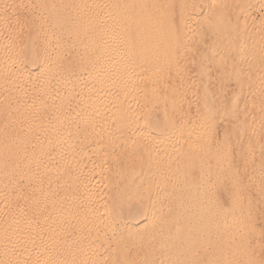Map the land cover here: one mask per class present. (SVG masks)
Segmentation results:
<instances>
[{
    "label": "bare ground",
    "instance_id": "obj_1",
    "mask_svg": "<svg viewBox=\"0 0 264 264\" xmlns=\"http://www.w3.org/2000/svg\"><path fill=\"white\" fill-rule=\"evenodd\" d=\"M237 2L0 0V264H264V177L234 161L261 152L237 58L264 70V18Z\"/></svg>",
    "mask_w": 264,
    "mask_h": 264
},
{
    "label": "rangeland",
    "instance_id": "obj_2",
    "mask_svg": "<svg viewBox=\"0 0 264 264\" xmlns=\"http://www.w3.org/2000/svg\"><path fill=\"white\" fill-rule=\"evenodd\" d=\"M243 1L244 0H239V2L236 3L237 8L239 9V15H242L243 13H245L246 11L249 10L248 14H250L252 16V18H254L255 20H260V19L262 20L264 18V8H263V6H261L262 4L260 5V3L257 2V1H252L251 3H249L247 1L246 2V9L242 10L239 7L243 3ZM202 36L205 37V38H203L204 40L201 41L202 44L196 43L194 45L193 54L191 56H195V55L197 56L199 54V52L202 50V48H204L206 45L209 44L210 40H209V37H208V31L203 30L202 31ZM206 36L208 37V39H207ZM199 37H201V35L196 36V38H199ZM239 52H241V51L237 50L235 52V54L239 53ZM237 61L243 65L242 68H238L237 69V74L239 76H243V77H246V76L250 77L251 76V77H253L254 71H256L255 73H258L259 75L256 78L257 81H255V83H253V84L254 85L264 84V70H262L259 66H254V64L252 62H250L247 59H243L240 56H239V58H237ZM190 68L191 67H189V72H192L193 70H191ZM218 72H219V67H216V66L210 67L209 73H210L211 85L212 86L214 85V87H216L220 83V81H224L222 79L218 80V78H217ZM190 74L193 75V72L190 73ZM195 81L198 82L199 80H195L194 79V85L196 86ZM225 82H226L225 84H226L228 96H231L232 94H234L235 91H237L238 87L248 86V84L244 85L242 83H239V85H238V83H236L237 80L232 79V78L230 80H226ZM198 84H200V83H198ZM242 96H244V93H243ZM216 97L218 98V100L221 98L219 93H218V91H217ZM190 111L187 110L188 115H190V113H192V115H193L194 114V112H193L194 110L192 111V109H190ZM231 120H232L231 117H226V118L223 117L219 122L217 121L218 124H217V129L215 131V135L217 134L216 137H219V136L221 137L222 135H226V136L230 137V139H231V140H229L230 141V147H231V151L230 152H232V154H230V155H232V157H233V154L236 155V149H237L239 141L237 139L238 135H236V130L232 129L231 127L230 128L227 127L230 124ZM251 122L253 123V129H255L257 127V124L254 123L255 120H251ZM257 131H258V137H259L260 145H261V150H260L261 152L259 153V150H256V149L253 150L254 154L251 156L252 160L249 161L251 166L249 167V165H250L249 163L246 166L242 165V160L241 159H236L235 158V160H234V161H236L239 164V167H237V169H238V171H240L241 176L244 179H245V177H249L248 175H251L250 172H252V170H249V169H253V167L255 168V166H258L259 174L262 176V178L264 177V115H263V117H260V122L258 124ZM233 152H235V153H233ZM234 157L232 158V161H233ZM258 159H260L261 165H257L256 164V161ZM234 161H233V163H236ZM226 182H230V181L227 180ZM259 209H260V211L262 210V214H263L262 218H263L264 217V203L263 202L260 204ZM256 222L258 224H261L263 221L258 219ZM263 256H264V254H263ZM263 260H264V257H263Z\"/></svg>",
    "mask_w": 264,
    "mask_h": 264
}]
</instances>
